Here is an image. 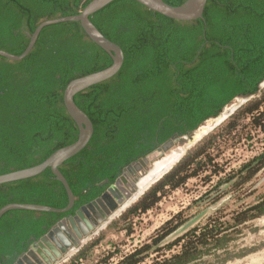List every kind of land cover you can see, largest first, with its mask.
<instances>
[{
	"label": "trees",
	"instance_id": "1",
	"mask_svg": "<svg viewBox=\"0 0 264 264\" xmlns=\"http://www.w3.org/2000/svg\"><path fill=\"white\" fill-rule=\"evenodd\" d=\"M91 1L0 0V50L21 56L42 22L79 15ZM164 1L178 7L186 0ZM90 21L122 48L124 64L116 76L74 98L94 126L86 148L60 167L75 205L66 213H5L0 219L1 264H14L59 221L101 197L130 164L174 135L186 136L219 117L235 99L261 92L264 0H208L203 19L190 22L167 18L134 0H115L91 15ZM112 64L111 56L88 38L79 22L44 27L22 61L0 56V176L37 166L74 144L79 129L65 108L64 91L71 81ZM262 109L264 90L242 115L255 117L260 126ZM237 116L229 129L237 128ZM208 149L203 144L185 156L123 219L148 212L168 189H179L195 177L198 160ZM263 168L264 153L240 172H247L250 179ZM68 203L64 186L50 168L37 177L0 186V209L9 204L63 209ZM262 216L264 201L237 214L232 224L209 220L168 246H179L178 253L152 264H212L211 258H222L223 264L231 260L228 247L236 233L232 232ZM180 224L163 233L154 246ZM151 248L143 247L118 264H140L142 254ZM78 260L67 264H79Z\"/></svg>",
	"mask_w": 264,
	"mask_h": 264
},
{
	"label": "rangeland",
	"instance_id": "2",
	"mask_svg": "<svg viewBox=\"0 0 264 264\" xmlns=\"http://www.w3.org/2000/svg\"><path fill=\"white\" fill-rule=\"evenodd\" d=\"M263 90L264 86L261 92ZM261 92L248 99H235L224 110L222 120H209L198 129L201 137L198 141L192 142V137L181 138L173 149L162 159L156 160L150 168L157 161L156 165L164 162L167 164L163 168L160 164V169L157 168L155 174L153 171L146 174L149 183L152 177L153 180L158 179L175 165V161L170 162L171 159L176 160L184 155L183 159L204 144L209 149L198 160L195 177L179 189H168L160 202L148 212L123 219L129 207L81 248L74 250L61 264L70 263L77 258L79 264H118L128 255L148 245L152 248L142 254L143 262L140 264H152L156 259L161 260L178 253L179 246L172 249L168 246L191 229L202 227L209 220L215 219L232 224L237 214L264 201V168L250 179L247 172H240L244 165L264 153L263 116L257 121L261 125L257 126L255 117L242 115L249 103L260 98ZM235 116L239 117L238 125L231 130L228 124L235 120ZM170 221L174 223L168 225ZM178 223H181L180 227L174 233L154 246V242L163 233ZM236 229L232 232L236 233L232 234L228 247L231 260L223 264H264V216L247 221ZM210 260L212 264H222V258Z\"/></svg>",
	"mask_w": 264,
	"mask_h": 264
},
{
	"label": "water",
	"instance_id": "3",
	"mask_svg": "<svg viewBox=\"0 0 264 264\" xmlns=\"http://www.w3.org/2000/svg\"><path fill=\"white\" fill-rule=\"evenodd\" d=\"M113 1L115 0H92L88 6L80 12L79 15L62 17L42 22L37 27L35 32L29 36V45L21 56H15L6 51L0 50L1 57L11 61H22L33 50L44 27L65 22H79L88 38L96 45L101 47L105 52H107L113 60L111 67L101 72L90 74L71 81L64 91L65 108L79 129L78 140L72 145L59 149L46 161L37 166L0 176V186H2L4 184L37 177L50 168L56 179L62 183L66 190L69 199L67 207L63 209H56L43 205L9 204L0 209V219L5 213L11 210L66 213L74 207L76 197L67 179L61 173L60 167L66 161L83 151L91 141L94 134V126L92 121L87 116V114L76 105L74 98L77 94L86 91L95 85L106 82L116 76L124 64V52L122 48L116 43L107 39L90 21L91 15L100 11ZM134 1L140 3L155 13H159L176 21L184 22L203 19L205 7L208 2V0H186L181 6L174 7L165 3L164 0ZM263 86L264 83L260 86V90ZM240 98L248 99L249 97ZM222 114L215 118V120H219L222 117ZM197 131L198 129L190 132L186 136H180L176 134L147 157L141 159L138 162L130 164L123 170V174L116 180V182L111 185L101 195V197L82 206L76 211L75 215L69 216L59 221L46 235L33 243L30 248L14 262V264H61V262L67 259L66 257L70 254V252H74V250L81 248V246L87 240L99 233L115 218L121 215L123 211L129 208L133 204L131 201L140 191L146 188L147 192L149 189H151V185H155L176 165L171 169H168V171L158 179H154L151 184L148 183L149 178L147 175L143 177L138 176V178L132 183H129L126 179L129 174H133L134 176V174L137 175L144 170L147 171L149 169V165L152 162L173 149L181 138L192 137V142L198 141L201 137ZM155 172L153 171L154 174ZM147 178L148 181H146ZM106 183H108V181H106ZM146 192H144L143 195Z\"/></svg>",
	"mask_w": 264,
	"mask_h": 264
},
{
	"label": "bare ground",
	"instance_id": "4",
	"mask_svg": "<svg viewBox=\"0 0 264 264\" xmlns=\"http://www.w3.org/2000/svg\"><path fill=\"white\" fill-rule=\"evenodd\" d=\"M222 119H223V115H222V117H221L218 121H220V120H222ZM216 121H217V120H216ZM206 129H207V128H206ZM207 132H208V131H207ZM204 133H205V132H204ZM165 154H166V153H165ZM165 154H164V155H165ZM164 155H162L161 157H159V158L156 159V160L162 159ZM181 155H182V154H181ZM181 155H180V156H181ZM183 156H184V155H183ZM183 156H182V157H183ZM182 157H179V158L176 159V160L171 159L170 162H171V161H175L174 164L176 165V164L182 159ZM156 160H155V161H156ZM155 161H154V162H155ZM164 161H165V160H164ZM154 162H152V163L149 165V167H148L149 169H148L147 171L144 170V171H146V172L142 171L141 173H138L137 175L134 174V176H133V174H129V175L127 176V178H126V179L128 180V182H129V183H132L135 179L138 178V176L143 177V176H145L149 171H151V172H152V171H158V170L160 169V166H159V165L161 164V163H160V164H157V165H156V163H157L158 161L154 164V166H152V168H150V166H151ZM164 164H167V163L164 162ZM164 164H161L162 168H163V166H165ZM155 165H156V166H155ZM175 165H173V166H175ZM173 166H172V167H173ZM172 167H171V168H172ZM157 168H158V170H157ZM171 168H170V169H171ZM143 173H144V174H143ZM152 178H153V177H152ZM152 178H151V179H152ZM151 179H150L151 182H150V183L148 182L149 184H151V183L153 182V179H152V180H151ZM147 180H148V178L146 179V181H147ZM146 181H145V182H146ZM146 190H147V189L145 188V189H143L142 191H140V192L135 196V198L131 201V203H134V202L137 201L139 198H141V196L143 195L144 192H146ZM72 253H73V252H70L69 255H71ZM69 255H68V256H69ZM68 256H67L66 258H68Z\"/></svg>",
	"mask_w": 264,
	"mask_h": 264
},
{
	"label": "flooded vegetation",
	"instance_id": "5",
	"mask_svg": "<svg viewBox=\"0 0 264 264\" xmlns=\"http://www.w3.org/2000/svg\"><path fill=\"white\" fill-rule=\"evenodd\" d=\"M122 174H123V173H122ZM122 174H121V175H122ZM109 187H110V186H109ZM109 187H108V188H109ZM108 188H107V189H108ZM107 189H106V190H107ZM142 197H143V196H142ZM139 199H140V198H139ZM134 203H135V202H134ZM134 203H133V204H134ZM133 204H132V205H133ZM132 205H131L130 207H132ZM127 209H128V208H127ZM127 209H126V210H127ZM126 210H125V211H126ZM125 211H123V212H125ZM121 214H122V213H121ZM106 227H107V226H106ZM22 254H24V253H22ZM22 254H21V255H22ZM21 255H20V256H21ZM20 256H19V257H20ZM19 257H18V258H19ZM18 258H17V259H18Z\"/></svg>",
	"mask_w": 264,
	"mask_h": 264
}]
</instances>
